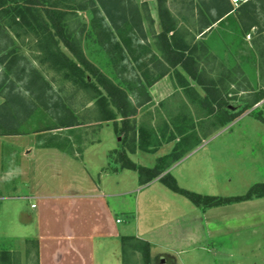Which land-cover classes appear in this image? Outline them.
Instances as JSON below:
<instances>
[{
	"label": "rangeland",
	"instance_id": "374dc122",
	"mask_svg": "<svg viewBox=\"0 0 264 264\" xmlns=\"http://www.w3.org/2000/svg\"><path fill=\"white\" fill-rule=\"evenodd\" d=\"M49 3L66 11L70 30L80 36L81 49L89 62L114 83L128 89L134 104L149 97L148 102L136 108L137 126L151 130L159 142L174 141L173 147L185 152L198 145L162 172H169L180 188L230 197L264 182V123L256 118H264V98L250 105L255 94L264 93V8L260 2L165 0L177 21L178 36L185 35L196 46L194 57L203 73L204 86L192 80L179 65L158 75L161 68L167 67L154 38L160 31L159 0L111 2L127 12L137 10L142 29V33L135 26H122L120 33L112 29L114 40L111 34L108 40L105 35L97 37L93 31V20L106 16L99 0ZM216 4L229 6L231 13L221 22H214L209 30L198 33L199 18L215 16ZM79 6L83 9L79 10ZM106 9L114 18L118 16L112 6ZM7 30L13 36L14 32ZM19 33L20 37H14L15 52L20 55L18 67L9 69L8 58L0 62V136H35L56 149L66 150L70 146L73 154L83 159L82 162L64 156L53 148L39 151L37 171H53L56 176L39 182L41 191H85L88 184L100 180L113 216L121 222L118 227L131 234L150 230L146 234L150 242L149 264H264V196L203 209L158 181L137 191V173L133 170L102 174L98 167L105 165L107 151L118 147L114 121H95L92 93L77 88L48 66L38 38ZM22 69L25 73L20 78L17 72ZM32 69L47 83L43 95L39 96L31 80ZM139 82L147 94L139 90ZM15 95L23 105L12 104ZM4 109L16 114L13 121L6 117ZM224 111L236 115L235 118L225 123ZM68 117L75 124L61 127ZM120 120L117 115L118 125ZM130 158L140 165L151 163L150 156L142 153ZM17 184L14 180L9 183L15 186L13 191L25 193ZM29 201L21 197L1 198V234L30 237L35 229V212ZM102 250L95 246L99 264L104 257L106 264H121L118 243H110ZM15 255L18 264H34L33 252L27 260H21L19 252Z\"/></svg>",
	"mask_w": 264,
	"mask_h": 264
},
{
	"label": "trees",
	"instance_id": "16d2710c",
	"mask_svg": "<svg viewBox=\"0 0 264 264\" xmlns=\"http://www.w3.org/2000/svg\"><path fill=\"white\" fill-rule=\"evenodd\" d=\"M113 1L115 0H99L100 6L105 9L106 16L97 18L95 21L93 20L95 35L97 37L105 35L106 39L109 40L111 34L114 40L115 37L113 36L112 29L120 33L122 26L124 28L135 26L142 33L141 17L137 13V10L134 9V12H127L117 4L111 3ZM256 1L260 2L261 7L264 8V0ZM108 5L118 11L116 18L106 9ZM215 7L217 8L215 16H210L209 19L204 17L199 18L198 33H202L205 29L209 30L214 22H221L223 17L229 15L232 10L229 6H217L216 4ZM80 9H83V7L79 6ZM145 17L150 22L149 15L145 14ZM158 19L160 31L154 38L157 50L167 66L161 68L158 75H164L168 68L171 69L179 65L192 80L204 86L202 80L203 73L199 71L196 58L194 57L196 46L195 44L191 45L185 38V35L178 36L177 21L165 6V0H159ZM7 29L14 32L13 36H11ZM72 30L69 27L66 11L58 8L56 4H50L49 0H0V62L8 58L7 65L9 69L18 67L17 63L20 55L18 52H15L14 37H20L19 31L25 34H33L38 38L44 57L43 60L48 63V66L54 71L61 73L65 80L72 81L73 84L77 85V88L92 93L96 106L95 121H114L113 131L116 137H118V147L109 150L107 153L111 169L135 171L140 185L158 177L159 182L166 188L185 197L193 205L200 208L214 207L264 196V182L253 184L242 195L230 197L203 195L180 188L169 172L162 173L185 153V151L179 150L182 148H178V146L173 147L168 154L157 158L151 167L133 162L128 154L134 153L137 148L150 152L162 143V141L159 142L157 137H155V133L151 130V133L148 132L143 125L137 126L135 122L136 108L148 102L149 97L144 102L139 100L134 104L131 101L128 89L126 90V88L114 83L86 59L80 46V36ZM114 43L118 45V42L114 41ZM60 45L64 47L73 59L69 58L61 50ZM17 73L21 78L25 72L22 69ZM29 75L31 80L34 81L37 91L40 92L39 96L43 95L47 83L43 81L42 77L34 69H32ZM32 75L38 79L34 80ZM137 86H139L140 91L145 92L142 82H139ZM28 88L31 87L29 86ZM204 89L209 90L206 87ZM263 97L264 93L258 92L255 94L253 102L250 105L258 102ZM21 100L16 95L12 96V104L14 106L23 105ZM250 105L247 107H250ZM4 112L8 114L6 117L13 121L14 118L12 117L16 114L7 109H4ZM117 115L121 119L119 125L115 122ZM223 116L226 123L232 121L236 115L224 111ZM256 118L264 123V118L261 115H257ZM74 124L73 118L68 117L60 125L61 127H71ZM66 151L69 153L72 151L70 146L66 148ZM112 165L114 166L112 167ZM33 243L35 247L34 264H38L37 241L33 240ZM120 252L121 264H138L139 262L140 264H149L150 244L146 240L137 238L134 235L120 237ZM10 255L8 251H0L1 260L6 262L4 264H13V261L10 260ZM29 255L30 250L27 248L25 250L26 259L29 258ZM137 257L139 261H137Z\"/></svg>",
	"mask_w": 264,
	"mask_h": 264
},
{
	"label": "crops",
	"instance_id": "0c3cea01",
	"mask_svg": "<svg viewBox=\"0 0 264 264\" xmlns=\"http://www.w3.org/2000/svg\"><path fill=\"white\" fill-rule=\"evenodd\" d=\"M246 1L243 0V2ZM174 144V141H165L153 151L146 152L137 149L136 153L128 154V156L130 158L131 155L146 154L147 157L150 156L151 163L144 166L151 167L157 158L171 152ZM194 147L188 149L182 156L190 153ZM50 148L60 151L64 156L69 155L83 162L81 155L75 156L73 151L69 153L65 149H56L38 140L35 136L32 138L30 136L26 138L0 136V200L5 196L31 199L29 205L35 212L33 215L35 229L30 237L14 238L12 234L0 233V251H8L13 264H18L16 252H19L21 260L26 258L24 256L27 248L30 253L34 254L33 240L37 241L38 264H99L95 256V246L99 245L105 250L108 244L118 243L120 247V237L126 235H134L150 244L146 237V234L150 232L149 229L145 230L144 234L138 231L131 234L130 231L121 230L118 227L121 222H116L117 218L113 216L107 193L100 180L88 184L85 191H71L69 188L62 191H41L37 186L39 182L44 179L49 181L56 177L53 171L49 173L37 171V153ZM169 167L166 170H169ZM98 168L102 174H117L122 170L111 169L107 154L105 165ZM13 180L18 182L17 185H20L25 193L19 194L17 189L12 190L15 186H10L9 183ZM152 181L159 182L158 177L142 185L138 183L139 187L136 190L140 191L144 185ZM16 242H21V244H16ZM29 244H32V247ZM4 263L6 262L0 258V264ZM100 264H106L105 257L100 259Z\"/></svg>",
	"mask_w": 264,
	"mask_h": 264
},
{
	"label": "built area",
	"instance_id": "2783aa9c",
	"mask_svg": "<svg viewBox=\"0 0 264 264\" xmlns=\"http://www.w3.org/2000/svg\"><path fill=\"white\" fill-rule=\"evenodd\" d=\"M233 1H236V0H233ZM33 206V205H32ZM116 222H119V219H116Z\"/></svg>",
	"mask_w": 264,
	"mask_h": 264
}]
</instances>
